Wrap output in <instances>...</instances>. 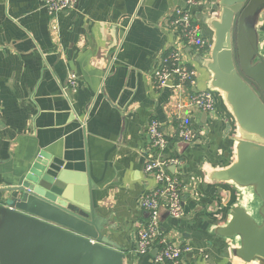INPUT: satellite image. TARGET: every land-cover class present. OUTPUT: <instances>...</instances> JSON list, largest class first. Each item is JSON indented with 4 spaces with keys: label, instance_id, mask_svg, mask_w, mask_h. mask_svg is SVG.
<instances>
[{
    "label": "crops",
    "instance_id": "0c3cea01",
    "mask_svg": "<svg viewBox=\"0 0 264 264\" xmlns=\"http://www.w3.org/2000/svg\"><path fill=\"white\" fill-rule=\"evenodd\" d=\"M208 1L192 9L207 46L184 51L196 85L176 90L157 87L153 73L179 44L171 20L184 0H77L75 9L55 17L43 0H0V189L18 184L44 153L47 165L78 179L76 185L84 180L121 264H159L155 247L137 253L138 231L147 223L140 202L156 186L144 173L151 152L147 126L156 120L170 139L166 156L181 162L168 172L180 184L183 216L174 220L162 211L161 235L189 248L185 264H241L230 248L240 246L239 236H223L217 227L227 224L235 206L261 226L262 201L256 184L227 175L238 159L239 129L207 68L214 44L207 23L214 3ZM257 20L264 57V9ZM194 91L212 93L214 113L189 107ZM180 123L195 133L191 143L175 137ZM249 135L237 140L254 138Z\"/></svg>",
    "mask_w": 264,
    "mask_h": 264
},
{
    "label": "water",
    "instance_id": "95a60500",
    "mask_svg": "<svg viewBox=\"0 0 264 264\" xmlns=\"http://www.w3.org/2000/svg\"><path fill=\"white\" fill-rule=\"evenodd\" d=\"M208 2L214 3L207 19L214 31L207 66L212 86L226 96L240 130L236 138L254 137L236 139L238 159L227 175L257 185L263 218L258 226L235 206L217 232L239 236L240 246L230 248L241 264H264V57L255 32L264 0ZM48 160L39 154L18 184L0 189V264H121L123 255L102 234L84 180L76 185L78 179Z\"/></svg>",
    "mask_w": 264,
    "mask_h": 264
},
{
    "label": "built area",
    "instance_id": "2783aa9c",
    "mask_svg": "<svg viewBox=\"0 0 264 264\" xmlns=\"http://www.w3.org/2000/svg\"><path fill=\"white\" fill-rule=\"evenodd\" d=\"M200 0H184L183 7L173 11L171 26L176 30L179 44L172 46L161 59L159 67L153 73L157 87L170 86L176 90H187L196 85V72L184 58L186 49L203 50L207 46L195 23L192 9L198 6ZM44 7L50 16L75 9L77 0H43ZM68 92H74L77 84L73 75L68 79ZM189 107L207 113L214 111V98L209 91H194L188 95ZM151 143V152L144 167V173L150 174L155 180V189L141 199V208L147 213V223L138 231L137 253L147 254L157 250L154 262L163 264H185L183 256L189 252L188 247L179 248L170 243L160 233V218L162 211L178 220L183 216L180 184L168 172L169 167H177L181 162L176 157L166 156L170 147V139L165 135L156 120H151L147 126ZM175 137L184 143H191L195 133L184 124L177 127Z\"/></svg>",
    "mask_w": 264,
    "mask_h": 264
}]
</instances>
